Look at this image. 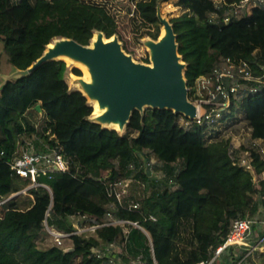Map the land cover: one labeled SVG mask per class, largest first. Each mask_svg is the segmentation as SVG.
Instances as JSON below:
<instances>
[{
    "label": "trees",
    "instance_id": "obj_1",
    "mask_svg": "<svg viewBox=\"0 0 264 264\" xmlns=\"http://www.w3.org/2000/svg\"><path fill=\"white\" fill-rule=\"evenodd\" d=\"M126 1L127 6L119 0H0L5 63L12 71L30 67L56 37L88 45L95 32L107 38L117 35L124 16L135 33L155 26L151 36L156 39L161 0ZM223 1L175 2L184 12L170 23L178 53L186 63L189 99L195 80L222 57L264 62V6L225 22L226 4L239 0ZM141 60L149 62L148 57ZM67 70L64 60L53 59L0 85V200L30 184L29 178L19 177L8 165L24 137L33 138L36 146L40 139L50 145L58 142L70 161L65 171L37 177L49 185L52 194L42 186L32 187L28 194H18L0 206L4 209L0 264H102L93 250L112 241L123 244L126 252L120 257L125 262L141 254L146 264H153L147 236L131 225L127 238L121 226L102 225L92 232L70 234L67 240L72 250L65 251V246L55 242L39 247L45 235L51 237L43 225L47 211L48 225L60 232L75 231L83 215L98 217H90V224L101 222L111 201L110 179L132 177L155 186L140 199L139 210L117 205L112 211L114 217L137 221L148 231L157 264H197L210 258L235 219L259 212V199L264 217V160L253 153V172L245 170L234 163L239 150L232 149L233 137L264 139V90L236 101L232 113L214 129L198 124L184 128L178 124L183 114L149 107L151 120L134 110L120 134L89 118L93 108L81 91L69 89ZM71 71L81 74L76 67ZM39 112L43 117L40 128L29 116ZM151 155L162 168L163 178L144 172L143 164ZM105 169H110L109 176L104 175ZM86 221L81 220V225ZM259 255L264 257V252Z\"/></svg>",
    "mask_w": 264,
    "mask_h": 264
},
{
    "label": "built area",
    "instance_id": "obj_2",
    "mask_svg": "<svg viewBox=\"0 0 264 264\" xmlns=\"http://www.w3.org/2000/svg\"><path fill=\"white\" fill-rule=\"evenodd\" d=\"M214 1L219 4H225L223 0ZM130 6L133 7L132 4ZM226 6L227 11L223 16V21L228 22L232 18H239L251 14L254 8L263 7L264 0H239L226 4ZM129 15H133L132 9H129ZM212 19H214V16H212ZM263 90L264 62H259L257 59L254 61H235L229 57H222L207 73L199 76L195 80L193 98L188 99L195 105L196 113L193 117L183 115L178 120V124L184 128H190L192 125L198 124L208 129H214L232 113L236 101ZM246 137L247 140H245ZM36 139L39 138L36 137ZM240 140H243V142L238 143L236 146L232 144V149L239 150L234 163L243 167L245 170L253 172V153L258 154L264 160V139L245 136ZM39 142V146H36L32 140H24L23 143L17 142L15 149L12 151L11 159L8 161V165L10 170L19 177L29 178L30 184L25 189L23 188V190L13 192L9 196L1 199L0 206L18 194H28V189L32 187L42 186L52 194L49 185L44 182H38L37 177L39 175L46 176L50 172L65 171L69 168L70 161L61 151L58 142L54 145L45 143L41 139ZM0 154H3V151ZM150 160L151 158L144 162L146 166L143 164V170L147 169L144 172L148 170L150 172L152 169L153 164ZM262 175H264V172ZM130 180L134 179L132 177H122L108 181V196L111 198V201L108 204L109 209L106 211L105 218L101 222L91 223V226L81 225V220L86 221L90 217L91 220H97L98 218L97 216H90L88 218L83 215L80 217L79 222L75 224V231L69 233L60 232L48 225L46 220L48 215L47 211L45 219L43 220L44 229L49 233L53 241L61 246L63 240L70 234L92 232L102 225L121 226L127 238L129 226L131 225L145 233L153 264H157L154 258L152 239L148 231L137 221L114 217L113 215L112 208L117 207V205L128 210H139L141 207V201L132 199L129 194L128 187ZM149 219L155 220V217L149 215ZM261 227H264V217L256 218L254 216H246L235 219L224 241L214 248L213 255L208 259L198 261L197 264H214L226 250L232 249L231 252L233 253V250L245 249L246 254L239 260L240 262L243 258L263 246L264 232L259 240L251 245L255 240V232L253 231L255 228L259 230ZM119 246L121 244L118 241H112L95 248L93 251L96 257L102 260V264H146L141 254L131 257V263L125 262L120 257V253L123 251L126 252V250L121 251ZM121 249H123V244Z\"/></svg>",
    "mask_w": 264,
    "mask_h": 264
},
{
    "label": "water",
    "instance_id": "obj_3",
    "mask_svg": "<svg viewBox=\"0 0 264 264\" xmlns=\"http://www.w3.org/2000/svg\"><path fill=\"white\" fill-rule=\"evenodd\" d=\"M161 22L166 24L168 33L155 44L153 66L134 60L125 52L117 37L108 42L100 40L94 47L90 43L83 45L72 38L56 37L63 42L48 51L45 48L35 63L26 69L13 70L4 81L25 76L42 63L61 59L57 58L60 54L69 53L87 62L92 68L96 77V85L92 90L102 103L110 106L104 118L119 119L126 127L132 112L139 111L143 106L172 109L184 116L193 117L196 108L188 99L184 75L186 63L178 53L172 24L170 21ZM36 109L40 111L39 104ZM69 250L72 248L65 249Z\"/></svg>",
    "mask_w": 264,
    "mask_h": 264
},
{
    "label": "rangeland",
    "instance_id": "obj_4",
    "mask_svg": "<svg viewBox=\"0 0 264 264\" xmlns=\"http://www.w3.org/2000/svg\"><path fill=\"white\" fill-rule=\"evenodd\" d=\"M176 1L177 0H161L159 2L158 6H157V14H158V17L160 20V24H159V28H158L159 29V35H160L162 24H163L161 22V20L169 22L172 17L179 16V15L183 14L184 10L175 5ZM119 2L121 5L127 6V3L125 0H119ZM155 31H156V27L153 26L150 29L144 28L140 32L135 33L133 31H131L130 26L127 23L126 17L124 16V17H122V19H120L118 34L116 35V37L120 41L122 47L125 46V48H126L125 52L130 54L134 58V60L139 61V62H144L141 59L148 57V59H149L148 63H151V51H154L155 44L157 41L156 40L157 38L156 39L153 38L151 36V33H155ZM98 34H99V36H103L101 34V32H98ZM62 60H64V59H62ZM64 61H65L67 68H68V70L65 74V79H66V82L68 84L69 89L70 90H79L83 94L85 93L84 95H85L88 103L90 104L89 99L97 97L96 94H94V92L92 90V87L94 85H96V77L94 75L92 68H91V70L93 72L94 82L89 85V84H86L84 82V80L82 79L83 72H84L82 66H80L79 64L74 63V62H68L66 60H64ZM74 67H76L80 70V73H81L80 75H76L75 73H73L71 71L72 68H74ZM11 72H12V67L9 64L5 63L4 55L1 53V45H0V85L2 84V82L5 80V78ZM149 107L150 106H143L139 111L141 113H144L146 116H148L149 120H151V118L149 117L150 116ZM29 116H30V118L35 120L36 126H38V128H40L42 123H43V117L40 114V112L38 114L32 113ZM89 118L95 122H98L101 126H103L100 123L99 119L92 117V114L90 115ZM104 119H107V118L105 117ZM124 132H125V128L123 129L122 132H119V133L123 134ZM33 137L36 139V137H38V136L33 135ZM32 139L33 138H31V137H24V140H32ZM245 140H247V137L245 138ZM242 142H243V140H240L237 137L232 138V144H234L235 146L238 143H242ZM150 158H151L150 161L152 162L153 167L150 170V172H149V170L146 172L150 176L163 178L164 172H163L162 168L160 167L159 163H156V159L153 155H151ZM144 166H146V163H144ZM145 170H147V169H145ZM103 173H104V175L109 176L110 169H105ZM139 180H130L129 181V187H128L129 194L131 195V198L134 200H140L141 198L143 199V197L145 195L148 196L155 188V186L154 187H153V185L147 186L146 183L143 184L141 182V180L140 181ZM162 187H164V185L161 186V188H159L158 190H162L163 189ZM23 194H25V193H23ZM261 202H262V199H259V212L252 214V213H249L250 211L248 210V213H249L248 216H254L256 218L262 217L261 211H260L261 210V208H260ZM3 212H4V209H2V207H0V214H3ZM85 226H91V224L89 223L88 220L86 221ZM253 232H255V236H254L255 240L251 243V245L256 243L257 240H259V238L262 236V233L264 232V227H261V229H259V230H258V228H255V230ZM53 242L54 241H53L52 237L45 235L39 241L38 244H39L40 248H45V247H48L49 245L53 244ZM262 244H263V246L260 249L256 250L257 254L254 251L250 255H248L247 257L243 258L240 262H239V260H240L239 256L243 252H245L244 255L246 254L245 249H236V250H233V253L230 252V250H226L220 255L219 259L214 264H264V257H261L259 255V254H263V252H264V241L262 242ZM69 245H70V241L67 240V238H66L63 240V243L61 246H65L66 248H68ZM121 247H122V245L119 246L120 250L122 251ZM231 253L233 255V258L231 257L232 255L230 256Z\"/></svg>",
    "mask_w": 264,
    "mask_h": 264
},
{
    "label": "bare ground",
    "instance_id": "obj_5",
    "mask_svg": "<svg viewBox=\"0 0 264 264\" xmlns=\"http://www.w3.org/2000/svg\"><path fill=\"white\" fill-rule=\"evenodd\" d=\"M167 33H168V30H167L166 24L163 23L160 35L157 37L156 42L162 41L167 36ZM115 38H116V35H113L108 38H104L103 36H99L98 32H95L90 40V46L94 47L100 40H102L103 42H108ZM61 42H63L62 39L54 38L49 44H47L46 51L52 48H55ZM57 58H61L68 62H74V63L79 64L80 66H82L83 71H84L83 76H82V79L84 80V82L89 85L94 82L93 72L91 70L90 65L87 62L69 53H62ZM153 61H154V55H153V51H151V63H149L150 66H153ZM89 102L93 108V111H92L93 118L99 119L100 123L104 127L116 129L118 132L123 131V129L125 128V125L119 119H115V118L104 119L106 112L110 110L109 104L102 103L98 97L90 98Z\"/></svg>",
    "mask_w": 264,
    "mask_h": 264
},
{
    "label": "crops",
    "instance_id": "obj_6",
    "mask_svg": "<svg viewBox=\"0 0 264 264\" xmlns=\"http://www.w3.org/2000/svg\"><path fill=\"white\" fill-rule=\"evenodd\" d=\"M258 233V232H257ZM232 250H230V252H231ZM232 255V253L230 254V256ZM232 258H233V255L231 256Z\"/></svg>",
    "mask_w": 264,
    "mask_h": 264
}]
</instances>
